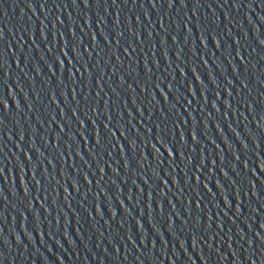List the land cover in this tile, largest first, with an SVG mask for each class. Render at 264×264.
<instances>
[{
  "label": "water",
  "instance_id": "water-1",
  "mask_svg": "<svg viewBox=\"0 0 264 264\" xmlns=\"http://www.w3.org/2000/svg\"><path fill=\"white\" fill-rule=\"evenodd\" d=\"M0 264H264V0H0Z\"/></svg>",
  "mask_w": 264,
  "mask_h": 264
}]
</instances>
